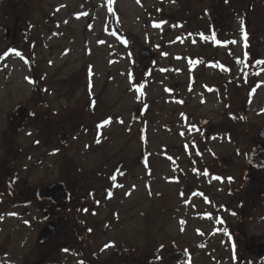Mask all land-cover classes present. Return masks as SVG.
Returning <instances> with one entry per match:
<instances>
[{"label":"rangeland","instance_id":"rangeland-1","mask_svg":"<svg viewBox=\"0 0 264 264\" xmlns=\"http://www.w3.org/2000/svg\"><path fill=\"white\" fill-rule=\"evenodd\" d=\"M63 1L0 0V134L9 124V110L28 102L35 81L72 83L74 87L69 91L62 87L57 105L80 112L76 121L71 119L72 125L79 123L71 131L79 139L72 140L63 150L76 156L85 169L95 172V177L100 173L99 177L109 181L108 175L111 176V192L116 196L111 209L118 214L109 218L111 240L133 244L138 241L151 264L154 237L155 262L171 264L167 250L184 249L191 245L190 235L210 232L200 223L197 212L185 205L184 185L176 181L178 173L193 172L195 167L192 152L174 151L176 145L190 144L189 134H177L186 126L182 123L220 118L214 98L225 94L228 100L239 104L227 110L235 113L238 109L246 117L239 131L248 143L264 127V0L246 1L253 6L248 11L251 26L248 20L246 40L241 28L245 19L243 1L233 0L234 17L225 20L226 29L218 30H224L218 38L228 41L222 48L200 40L203 33L207 38L214 31L218 34L210 22L214 15L208 14L215 0H69L68 11L62 10ZM8 4H16L17 9L10 22L5 19L10 14ZM6 27L13 32L23 29L12 45L4 41ZM203 28L208 30L203 32ZM141 48L151 49L156 62L139 58ZM202 55V61L191 69L193 61L189 65L185 59ZM212 56L221 59L216 63L221 68H213L214 62L202 67L204 59ZM30 57L35 62L33 67ZM135 58L141 62L137 68L133 64ZM171 59L178 62L177 67H184L182 73H169L163 68ZM213 82L224 83L225 92L202 91L207 84L213 86ZM67 95L73 100L66 101ZM88 102L96 103L94 113L84 110ZM136 108L142 110L139 122L132 121ZM86 120L90 123L84 126ZM142 128V146L147 145L146 166L138 162ZM94 129L103 146L87 155L83 148L91 141ZM20 131L15 142L30 146L34 138L30 137L29 127ZM168 147L173 149L172 154ZM134 159L142 167L130 166L126 177L113 174L119 164ZM59 160L60 154L49 155L34 170L31 181H39L44 174L54 177ZM32 161L22 160L19 165L26 167ZM105 215L103 212L96 219L102 220Z\"/></svg>","mask_w":264,"mask_h":264},{"label":"flooded vegetation","instance_id":"flooded-vegetation-1","mask_svg":"<svg viewBox=\"0 0 264 264\" xmlns=\"http://www.w3.org/2000/svg\"><path fill=\"white\" fill-rule=\"evenodd\" d=\"M67 1L62 2V10L68 11ZM87 1L82 0V3ZM242 1L245 19L241 21V28L249 37V3ZM213 4V13L210 12V16L214 15L210 19L213 29H226L228 23L225 20L234 17L233 0H215ZM225 4L229 12L221 8ZM200 40L208 45L212 42L215 47L221 45V48L228 42L218 37ZM203 57H187L185 60L189 65L193 61L192 69ZM244 57L248 62L249 52L246 51ZM204 60L202 67L214 62L213 68H221L216 65L221 61L218 57ZM138 64L140 66L141 62ZM177 66L178 62L171 59L163 68L169 73H182L184 67ZM212 85L207 84L202 91L225 92L224 83L213 82ZM62 87L69 91L74 85L62 81H35L28 102L9 110V124L0 134V264H148L144 257L146 252L138 241L134 244L125 240L117 243L110 238L112 220L109 218L118 215L111 209L112 200L116 198L111 192L112 179H103L99 177L100 173L95 177V172L85 169L76 156L63 150L69 147L72 140L79 139L71 131L79 125H72V120L76 121L80 112L57 105L60 104L59 93L64 91ZM37 93L39 97L35 96ZM228 98L225 94L215 95V107L220 108V118L185 121L182 123L186 125L184 130L177 133L182 137L189 134L191 140L190 144L176 145L174 151L192 152L195 167L193 172L178 173L176 181L184 185L185 205L197 212L200 223L210 229V232L190 235V246L173 249L185 252L179 264H264V168L252 166L248 161L253 146L264 140L259 133L250 139L251 143L245 140L239 129L246 117L240 115L238 109L235 113L227 110L231 105L234 108L239 106ZM72 100L67 95L66 101ZM180 103L185 102L181 100ZM94 106L88 102L84 110L94 113ZM89 123L86 120L83 125ZM26 126L32 133L30 137L34 138L27 147L15 142L21 128ZM142 131L138 146L143 153L147 152V145L142 146L144 128ZM247 133L250 134V130ZM98 138L94 129L91 141L83 148L85 154L89 155L93 149H102L103 144ZM167 151L173 153L169 147ZM35 152L40 154L39 157L34 155ZM52 153L60 154L59 162L55 163L57 170L54 177L44 174L39 181L32 182L34 170L43 165ZM22 160L33 161L26 167H20ZM135 160L119 164V169H114V175L126 177L131 167L139 165ZM59 183L64 184L68 194L62 187V192L39 197V189ZM103 212L106 213L104 219H96ZM48 226L52 227L54 234L41 240V232ZM171 241L176 245V241ZM154 247L153 237L151 264H158L154 258ZM169 252L171 250H167L166 256Z\"/></svg>","mask_w":264,"mask_h":264},{"label":"water","instance_id":"water-1","mask_svg":"<svg viewBox=\"0 0 264 264\" xmlns=\"http://www.w3.org/2000/svg\"><path fill=\"white\" fill-rule=\"evenodd\" d=\"M9 35H10V30L7 29L6 30V37L8 38ZM140 53H141V56L146 58V59L150 58V57L152 59H154L153 54L150 53L148 49H143ZM140 113H141V111L139 109L135 110L133 112V120H139L140 119ZM260 136L262 139H264V128H262V130L260 131ZM251 150L252 151L250 152L249 158H248L249 163L252 166H260V167L264 168V143H258ZM143 161H145V158H143ZM62 187L64 188L63 183H59V184L51 185L47 188L39 189L37 192H38L39 197H42V195H46L49 193L52 194L54 192L55 193L62 192L61 191ZM64 191H65V189H64ZM65 193L67 194L66 191H65ZM41 233H42V239L41 240L48 239L54 234L51 226L46 227L43 230V232H41ZM181 254L182 253L172 252L170 254V257H172L175 262H179V261H181V258H182Z\"/></svg>","mask_w":264,"mask_h":264},{"label":"trees","instance_id":"trees-1","mask_svg":"<svg viewBox=\"0 0 264 264\" xmlns=\"http://www.w3.org/2000/svg\"><path fill=\"white\" fill-rule=\"evenodd\" d=\"M220 4H218V6H219ZM251 4H249V6H250ZM226 6H228L227 4H225L224 6H222L221 5V8H224V7H226ZM226 11L227 12H229V8H226ZM249 11H251V8L249 7ZM203 32H206L208 29H205V28H203V29H201ZM224 31V30H223ZM223 31L222 30H220V33H219V31H218V34H216V33H213L212 35H211V37H221V36H223ZM215 32V31H214ZM210 37V38H211Z\"/></svg>","mask_w":264,"mask_h":264},{"label":"snow or ice","instance_id":"snow-or-ice-1","mask_svg":"<svg viewBox=\"0 0 264 264\" xmlns=\"http://www.w3.org/2000/svg\"><path fill=\"white\" fill-rule=\"evenodd\" d=\"M159 27V25H157ZM246 34H245V40H246ZM204 39H207V37H204ZM213 39H215V37L213 36ZM233 43H235V41H233ZM17 55H20L19 53H16ZM261 63H264V61H261Z\"/></svg>","mask_w":264,"mask_h":264}]
</instances>
